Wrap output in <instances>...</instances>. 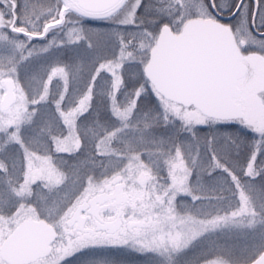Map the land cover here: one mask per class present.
<instances>
[{
	"label": "snow or ice",
	"instance_id": "6c2138e0",
	"mask_svg": "<svg viewBox=\"0 0 264 264\" xmlns=\"http://www.w3.org/2000/svg\"><path fill=\"white\" fill-rule=\"evenodd\" d=\"M0 264H264V0H0Z\"/></svg>",
	"mask_w": 264,
	"mask_h": 264
}]
</instances>
